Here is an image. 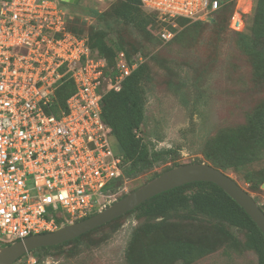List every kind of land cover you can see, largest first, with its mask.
Listing matches in <instances>:
<instances>
[{
  "label": "built area",
  "instance_id": "2783aa9c",
  "mask_svg": "<svg viewBox=\"0 0 264 264\" xmlns=\"http://www.w3.org/2000/svg\"><path fill=\"white\" fill-rule=\"evenodd\" d=\"M141 3L174 27L177 18L204 21L222 6L221 0ZM249 9L237 3L229 27L244 31ZM67 18L61 0H0V245L105 209L128 179L102 101L145 58L129 60L121 51L117 72L108 77L106 58L87 36L67 28ZM175 34L165 25L161 37L169 41ZM66 79L75 91L56 113L52 103ZM35 263L29 255L27 264Z\"/></svg>",
  "mask_w": 264,
  "mask_h": 264
},
{
  "label": "trees",
  "instance_id": "16d2710c",
  "mask_svg": "<svg viewBox=\"0 0 264 264\" xmlns=\"http://www.w3.org/2000/svg\"><path fill=\"white\" fill-rule=\"evenodd\" d=\"M221 1L222 6L204 21L190 22L186 18H177V23L183 26L181 29L161 22L156 13L148 12L142 7L141 0H117L112 10L117 17L136 25L148 40H156L170 48L173 45L185 44V40L193 36L197 28L206 22H216L220 26L219 32L225 31L226 27H229L236 4L228 0ZM224 13L228 14L222 27L221 18ZM252 13V16L247 18L244 31H234L230 27L229 29L235 32V45L241 56L249 61L257 77L264 79V0H255ZM105 15L106 13H96L98 20ZM165 25L176 32L169 41L161 37ZM67 28L80 36H87L92 50L106 58L108 77L114 76L117 72L116 57L121 51L126 52L128 59L131 57L124 43L108 41L106 31L95 27H91L89 31L77 29L70 25L69 19ZM144 58V61L127 75L118 87L108 89L104 93L102 101L103 119L111 126L112 134L117 140L123 157L122 167L128 179L152 168L156 163L165 161L174 151V149L150 147L148 134L143 129L146 121L147 92L153 79V65L160 64L163 60L159 53ZM198 61L196 58L190 62L180 63L179 66L183 68L189 65L197 72L192 87L199 91L200 77L206 69H197ZM167 68L173 71L170 67ZM170 78V84L175 86L171 76ZM74 91V82L66 79L56 90L52 110L59 113L65 109L67 99ZM202 152L205 160L200 159L197 162L206 161L227 173L236 172L250 183L252 188H260L264 183V102L247 114L244 123L222 127L209 134ZM178 165L180 164L174 163L169 169ZM126 194L124 192L118 198ZM139 210L149 218L132 234L126 250V260L129 264L191 263L212 252L213 246L218 241L233 237L226 231V224L244 232L246 236L244 246L255 250L258 263L264 264V233L245 209L213 182L196 181L165 191L128 213ZM173 219L180 222H173ZM198 220L217 223L219 235L206 231L198 233L199 230L194 228L195 221ZM102 226L63 244L38 248L22 258L37 251L56 249L80 241ZM234 241L240 245L236 239Z\"/></svg>",
  "mask_w": 264,
  "mask_h": 264
},
{
  "label": "rangeland",
  "instance_id": "374dc122",
  "mask_svg": "<svg viewBox=\"0 0 264 264\" xmlns=\"http://www.w3.org/2000/svg\"><path fill=\"white\" fill-rule=\"evenodd\" d=\"M228 1L240 3L242 8L249 5V0ZM116 2L117 0H79L78 3L62 1L71 26L85 31H89L91 27L106 31L109 42L125 44L130 51L129 60L136 53H141L146 58L159 53L163 59L160 64L153 65L143 129L148 134L150 147L174 151L165 161L127 179L123 193H128L169 169L174 163L205 160L202 150L209 134L222 127L244 123L247 114L264 102V79L257 77L249 61L241 56L235 45V32L229 27L219 32L220 26L216 22L203 23L193 36L185 40V44L168 48L156 40H148L136 25L117 17L112 10ZM97 12L106 13L103 20L97 19ZM227 14L224 13L221 18L222 27ZM252 14L247 12V18ZM178 28L183 26L178 23ZM196 58L199 60L197 69H206L200 77L199 91L192 87L197 72L189 65L183 68L179 66L180 63ZM170 76L175 86L170 84ZM109 85V81L104 82V89ZM229 174L253 195L264 210V183L260 188L254 189L240 174L232 171ZM148 218L141 210L128 213L80 241L56 249L37 251L32 256L36 259L35 264H129L126 250L132 234ZM172 221L180 222L177 219ZM194 228L199 230L198 233H220L218 224L212 221H195ZM225 229L233 237L218 241L212 252L187 264H259L256 251L244 246V232L227 224ZM235 239L240 245L235 243ZM28 257L21 258L16 264H27Z\"/></svg>",
  "mask_w": 264,
  "mask_h": 264
},
{
  "label": "water",
  "instance_id": "95a60500",
  "mask_svg": "<svg viewBox=\"0 0 264 264\" xmlns=\"http://www.w3.org/2000/svg\"><path fill=\"white\" fill-rule=\"evenodd\" d=\"M78 3L79 0H62ZM207 181L225 190L245 209L264 233V210L253 195L232 175L207 162L180 164L164 171L137 189L115 200L105 209L45 233L33 234L8 245H0V264H16L26 254L47 246H55L73 240L110 221L136 209L148 199L185 184Z\"/></svg>",
  "mask_w": 264,
  "mask_h": 264
},
{
  "label": "crops",
  "instance_id": "0c3cea01",
  "mask_svg": "<svg viewBox=\"0 0 264 264\" xmlns=\"http://www.w3.org/2000/svg\"><path fill=\"white\" fill-rule=\"evenodd\" d=\"M61 1H62V0H61ZM248 3H249L248 7H245V8H249V7H250L249 11L252 12V10H253V6H254V2H253V0H249ZM251 3H252V6H251ZM246 6H247V3H246Z\"/></svg>",
  "mask_w": 264,
  "mask_h": 264
}]
</instances>
